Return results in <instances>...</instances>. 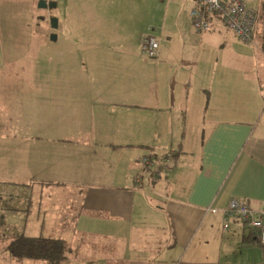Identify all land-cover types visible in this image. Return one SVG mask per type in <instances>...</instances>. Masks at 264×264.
I'll return each mask as SVG.
<instances>
[{
	"label": "crops",
	"instance_id": "obj_1",
	"mask_svg": "<svg viewBox=\"0 0 264 264\" xmlns=\"http://www.w3.org/2000/svg\"><path fill=\"white\" fill-rule=\"evenodd\" d=\"M72 1L106 8L48 27L56 40H87L61 51L65 78L37 77V52L27 75L28 64L8 61L12 34L0 17V167L5 199L20 200L2 229L63 239L65 261L83 264H264L254 230L222 225L233 198L264 223V0H243L256 13L250 43L219 17L214 32H196L195 0ZM32 6L6 23H19L15 37L45 41L37 23L56 15ZM148 33L156 58L140 52ZM167 153L173 161L149 185L154 164L141 157Z\"/></svg>",
	"mask_w": 264,
	"mask_h": 264
},
{
	"label": "rangeland",
	"instance_id": "obj_2",
	"mask_svg": "<svg viewBox=\"0 0 264 264\" xmlns=\"http://www.w3.org/2000/svg\"><path fill=\"white\" fill-rule=\"evenodd\" d=\"M53 2L58 1V6L53 7V8H48V10H46L45 8H40L38 7V4L40 2V0H0V17H2V20H4V22H1V25L4 24L5 27V31L7 33V31H11L10 34H12L8 39H6L7 41L10 42V46L12 47V53L11 54H7L6 58L8 61L12 62V63H25L28 64V71H26V75L29 74V67L31 66L32 69L34 68L35 63V56L39 55L42 57V66L40 65V63L37 65V77L41 76L43 79H55V78H65L67 77L69 71H68V66L66 65V62L64 60L65 58V54H61V51H65L67 50V48H70L72 46H81L84 45L85 42H87L86 39H70V38H66L63 36H60L57 40L52 41L50 39V35H48V32H50V26H49V22H44V21H38L37 24H39L41 27L39 28H43L44 32L46 33V35H48V37L45 39L44 41V37L41 38H31V39H25L22 37H15L16 35H14L16 33V29H18V24H16L15 26V22H12L11 25H9L8 23H6V19H13L15 16H17L18 14H20V12H22V10L27 8V4L29 2L33 3V8L37 11V13H42V14H46L48 15L50 12L53 13V15H56L55 17H60V20L63 21L64 24H67L65 19L66 17L68 18H73L81 20L82 17L84 16H90V15H94L97 14L98 11H104L105 12V8L106 7H94V11H93V7H89V6H83V5H79L77 6L75 3V5H72V0H68L69 5H67V0H52ZM152 1V0H149ZM157 0H153V3H155ZM161 0H159L160 2ZM162 3H164V5L167 3V0H164ZM91 6V5H90ZM110 7V10L111 11ZM157 10V9H156ZM184 11L187 14V11H189V6H185ZM157 12V11H156ZM140 15H142L143 13L140 11L139 12ZM23 15V13H22ZM25 16V15H24ZM160 18H162V14L158 15ZM62 18V19H61ZM187 19V17H186ZM48 21V20H47ZM21 24V22H20ZM75 25H82L81 22H76ZM60 26H63L62 23L60 24ZM49 27V28H48ZM212 29L210 32H214L213 28H214V23L211 25ZM48 28V29H46ZM38 29V26H37ZM59 29H64V28H60ZM8 34V33H7ZM94 40V39H93ZM118 39H106L105 41L107 42V44H115V42ZM126 40V39H125ZM137 40V39H134ZM31 41H34V44L31 43ZM44 42V44H43ZM13 44V45H11ZM87 44V43H85ZM42 45V47H40ZM40 47V48H39ZM52 47V50H51ZM20 51V50H24L26 53L24 55H21V58H19V53H13L14 51ZM37 52V55L35 53ZM52 52V53H51ZM57 52H60V54H58ZM55 53L54 55V59L52 58V54ZM41 54V55H40ZM37 62H39V60H37ZM53 62V63H52ZM40 67V68H39ZM31 69V70H32ZM35 69V68H34ZM40 69H42V75L40 73ZM18 68L16 69H9V72L11 74H16L18 72ZM35 70L34 72H32L33 74H35ZM13 77H16L15 75ZM12 77V78H13ZM15 122H18L15 120ZM1 163V162H0ZM1 166V165H0ZM10 187V185L8 183H5V181H3V177H2V167H0V222L2 221V214L4 213V211L8 208V207H14V208H19L20 206V200L19 198H15L12 199L11 201L9 199H5L4 196V191L6 189H8ZM14 186H11V189L14 190V192L16 194L19 193V187L17 188H13ZM12 214H10L9 216H11ZM20 232H22V230L20 229V224H18L17 227H11L10 229H2V224L0 223V264H51L48 263L46 261L43 260H16L13 259L9 253L6 251V244L7 242H9L8 238H10L12 235L15 234H19ZM47 232V231H45ZM54 232V231H52ZM55 232H60V233H54V236H61L63 238V236L65 235V230L64 231H55ZM49 233V232H47ZM25 234H35L34 231H26ZM58 234H62V235H58ZM67 246L68 243H67ZM93 252H97V248H94L92 251V254L89 253L86 256L89 258L92 257H97ZM68 254V252H67ZM67 259V255L66 258L63 259L60 263L58 264H83L78 263V262H72V261H65ZM85 264V263H84ZM92 264H98V263H92Z\"/></svg>",
	"mask_w": 264,
	"mask_h": 264
},
{
	"label": "built area",
	"instance_id": "obj_3",
	"mask_svg": "<svg viewBox=\"0 0 264 264\" xmlns=\"http://www.w3.org/2000/svg\"><path fill=\"white\" fill-rule=\"evenodd\" d=\"M194 30L198 33L211 28L209 17H219L243 43H250L253 38L256 13L245 5L243 0H195V6L189 12ZM159 39L151 34H146L140 41V52L149 58H156L159 54ZM172 154L162 155L158 160H152L148 155L140 159V164L150 169L148 184L156 182L161 176V169L168 168L172 161ZM241 221L256 232L259 245H264V223L244 200L231 199L222 210V225L228 226V219Z\"/></svg>",
	"mask_w": 264,
	"mask_h": 264
},
{
	"label": "trees",
	"instance_id": "obj_4",
	"mask_svg": "<svg viewBox=\"0 0 264 264\" xmlns=\"http://www.w3.org/2000/svg\"><path fill=\"white\" fill-rule=\"evenodd\" d=\"M209 20L212 24L214 16L209 17ZM149 157L152 160H156L158 156L149 155ZM173 158L174 153L172 154V161ZM246 227L252 230L250 227ZM248 243L247 240H244V245H248ZM251 243L254 244V241ZM5 249L11 257L17 260H43L51 264L60 263L66 258L68 252L67 243L63 239L42 235L28 236L25 234L12 236Z\"/></svg>",
	"mask_w": 264,
	"mask_h": 264
},
{
	"label": "water",
	"instance_id": "obj_5",
	"mask_svg": "<svg viewBox=\"0 0 264 264\" xmlns=\"http://www.w3.org/2000/svg\"><path fill=\"white\" fill-rule=\"evenodd\" d=\"M38 7L40 8H53L56 7V3L53 1L48 2L47 0H40ZM49 24L52 29H56L58 27V18L55 16L49 17ZM51 40H56V34L52 33L50 35Z\"/></svg>",
	"mask_w": 264,
	"mask_h": 264
}]
</instances>
